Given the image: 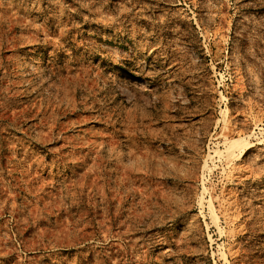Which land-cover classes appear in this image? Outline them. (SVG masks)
Here are the masks:
<instances>
[{
	"label": "rangeland",
	"instance_id": "374dc122",
	"mask_svg": "<svg viewBox=\"0 0 264 264\" xmlns=\"http://www.w3.org/2000/svg\"><path fill=\"white\" fill-rule=\"evenodd\" d=\"M0 264H264V0H0Z\"/></svg>",
	"mask_w": 264,
	"mask_h": 264
},
{
	"label": "bare ground",
	"instance_id": "6f19581e",
	"mask_svg": "<svg viewBox=\"0 0 264 264\" xmlns=\"http://www.w3.org/2000/svg\"><path fill=\"white\" fill-rule=\"evenodd\" d=\"M132 84H134L136 87L145 88L146 83L142 80H132Z\"/></svg>",
	"mask_w": 264,
	"mask_h": 264
}]
</instances>
